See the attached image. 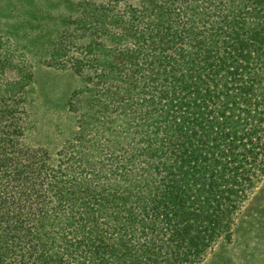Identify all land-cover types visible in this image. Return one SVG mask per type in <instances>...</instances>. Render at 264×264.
Returning a JSON list of instances; mask_svg holds the SVG:
<instances>
[{
  "label": "trees",
  "instance_id": "trees-1",
  "mask_svg": "<svg viewBox=\"0 0 264 264\" xmlns=\"http://www.w3.org/2000/svg\"><path fill=\"white\" fill-rule=\"evenodd\" d=\"M104 1L67 19L47 64L101 70L140 103L111 100L90 122L77 113L103 150L71 145L77 158L54 162L43 198L45 167L25 154L26 118L11 101L20 88L0 71V264H190L264 177V23L250 5L264 0ZM30 191L35 208L18 213Z\"/></svg>",
  "mask_w": 264,
  "mask_h": 264
},
{
  "label": "rangeland",
  "instance_id": "rangeland-1",
  "mask_svg": "<svg viewBox=\"0 0 264 264\" xmlns=\"http://www.w3.org/2000/svg\"><path fill=\"white\" fill-rule=\"evenodd\" d=\"M102 1L105 2L104 0H0V71L6 82H11L20 88V91L15 89L16 93L11 101L16 103V106L13 104L14 107L19 108L17 112L25 115L17 113L16 118L19 120L26 118L24 123L26 137L25 140L22 139L27 148L25 154L28 157L32 155L38 164L41 163L45 167L40 175L42 189L39 183H32L33 192L35 193V190L37 192L40 188L43 198L46 195L44 178L48 176L50 184L58 181L59 177L55 174L58 168L54 164L56 160L62 161L64 157L77 158L78 155L74 154L71 148H75L77 152L82 148L81 144H86V149L95 147V151L103 150L102 146L105 143L99 139L100 144H97L99 138L95 137L97 131L84 135L88 128L77 129L76 122H79L77 113L83 115L84 119L88 117L86 121L90 122L89 115L93 114L96 117L93 109L99 110L102 104H110L111 100H117L119 103L130 100L131 107L135 103H140L134 97L137 93L135 88L122 86L116 88L118 84L107 82L101 70H92L87 65H81L82 69L79 72L82 74L77 75L70 69L65 71L47 64L51 60L50 40L56 39L59 32L70 30L69 25L65 24L67 19L70 18L73 22L79 18L77 15H81L86 9L87 4L99 7L104 5ZM233 3L237 6L241 0H234ZM250 5L260 8L262 17L258 15V21L264 23L262 20L264 3L256 4L250 1ZM115 8V14L124 15L119 11L120 8L125 10L122 1ZM11 44L19 51L13 50ZM73 58L80 60L79 55L76 54L72 55L71 61ZM169 63L170 61H166L167 66H170ZM123 89H127L128 94H125ZM113 92H116V95ZM118 106L127 107L125 104ZM111 108L115 107L109 106V110ZM140 110L141 113H145V110L141 108ZM113 117L114 115L103 116V119L111 122ZM0 121L3 122V118H0ZM1 126L6 127V124L3 122ZM74 136L76 141H71ZM57 151H60L61 155L56 153ZM48 157L49 161L43 164V160ZM41 164H39L40 170ZM32 165V162L27 163L28 167ZM29 178L33 177L29 176ZM30 194L31 191L25 194L24 200L20 203L15 201L17 203L14 207L15 211L19 213L18 209L21 208V214H26L24 206L35 208V197L32 198ZM45 201L48 200L45 198ZM234 214L229 229H225L222 233L223 237L211 243L210 247L198 257L199 260L191 261L190 264H264V177L256 185L249 200ZM25 224L22 229L27 232L31 228L27 222ZM28 239L29 237L26 245H29L24 244V246L28 248L32 244L34 249L38 241L30 242Z\"/></svg>",
  "mask_w": 264,
  "mask_h": 264
}]
</instances>
